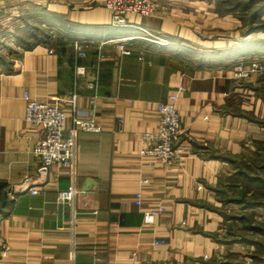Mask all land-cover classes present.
<instances>
[{
    "label": "crops",
    "instance_id": "0c3cea01",
    "mask_svg": "<svg viewBox=\"0 0 264 264\" xmlns=\"http://www.w3.org/2000/svg\"><path fill=\"white\" fill-rule=\"evenodd\" d=\"M154 1L155 13L114 25L104 0H0V43L17 35L8 18L28 3L67 33L0 52V264H264V225L248 219L264 213V200L224 195L241 189L226 182L242 172L240 158L264 156V77H234L237 63L264 60V14L249 19L261 1L251 10L234 0ZM25 91L69 114L75 92L101 125L78 133L74 173L39 171L33 149L42 132L25 121ZM172 93L180 151L171 165L150 167L140 156L143 136ZM71 184L80 191L58 203ZM149 207L163 208L152 225L144 223Z\"/></svg>",
    "mask_w": 264,
    "mask_h": 264
},
{
    "label": "built area",
    "instance_id": "2783aa9c",
    "mask_svg": "<svg viewBox=\"0 0 264 264\" xmlns=\"http://www.w3.org/2000/svg\"><path fill=\"white\" fill-rule=\"evenodd\" d=\"M104 3L112 12V24L114 25H127L130 15H148L157 9L154 0H105ZM140 29L144 33V38L160 44L166 43L148 29ZM74 47L77 56H84L85 52L79 42L76 41ZM119 48L124 53L130 52L123 42L119 44ZM99 55L100 59L104 57L103 54ZM76 73L83 75L85 73L84 66H77ZM254 74L264 75V60L253 58L247 63L239 62L234 66V77L237 79L248 78ZM182 89L183 87L180 86L179 90ZM23 98L26 102L25 121L31 126L40 127L42 132L39 142L33 149L34 154L41 161L39 171L43 172L52 165H58L70 168L74 173L77 158V135L80 131H100L101 125L96 117L80 110L75 92L69 93L68 96L70 114L57 105L32 97L27 91L24 92ZM177 104V93L170 94L166 100L156 104L157 126L154 130L144 133L146 145L140 150V156L150 167L159 164L171 165L178 157L180 151L178 141L182 133V126ZM17 190V188L14 189V191ZM29 191L36 194L38 190L30 188ZM79 191L74 184H71L67 189L60 190L58 203L63 204L73 200ZM134 200L138 206H142L141 192L134 195ZM161 210H163L162 207L145 209L144 223L146 225L154 224L156 216ZM155 243H165V240L158 239Z\"/></svg>",
    "mask_w": 264,
    "mask_h": 264
},
{
    "label": "rangeland",
    "instance_id": "374dc122",
    "mask_svg": "<svg viewBox=\"0 0 264 264\" xmlns=\"http://www.w3.org/2000/svg\"><path fill=\"white\" fill-rule=\"evenodd\" d=\"M20 10H23V15L19 13ZM20 10H14L15 12L11 13L12 18H8V20L12 22L9 27L11 31L9 32H11L13 35L15 32H17L15 33L17 35L13 36L10 41H7L8 44L1 42L0 52L3 48L6 53L12 52L14 48H26L27 46H32L38 40L53 42L57 35L67 38V33L65 29H59L57 31V27H54V23L52 25V21H50L49 16L47 17V15L45 16L43 15V13H41V15L40 13L39 15H37V12L35 13L32 4L28 3L27 5H25V7H22ZM261 21L264 22V19ZM6 29H8V27H6L4 30ZM19 31H21V33H18ZM5 32L7 33V31ZM2 37L7 36L6 34H0V40ZM261 77H264V75H261ZM263 162L264 156L259 157L258 155H256L254 157L249 156L240 158V161H238L237 163V168L238 170L242 171L240 175L243 174V176L234 175L230 178H227L226 182L242 183V186H240L241 189L231 190L229 188H225L224 195L231 198L236 197L244 200H264V186H262V183L259 182L262 180L260 179L259 181H255L250 179V177H260V175L264 177V173H260L258 169ZM250 212L251 213H249L248 215L249 221L261 223L262 225H264V213H259L258 211L253 210ZM255 217L260 218V220L256 219ZM253 235L254 234H252V236ZM257 238L259 239L258 236ZM259 240L264 246V237H261Z\"/></svg>",
    "mask_w": 264,
    "mask_h": 264
},
{
    "label": "trees",
    "instance_id": "16d2710c",
    "mask_svg": "<svg viewBox=\"0 0 264 264\" xmlns=\"http://www.w3.org/2000/svg\"><path fill=\"white\" fill-rule=\"evenodd\" d=\"M259 1H261V5L258 9H256L255 11L251 12L250 15H249V19L251 21L252 24L256 23L255 20H256V17L257 16H261L262 14H264V0H235L232 2V6L233 7H241L243 9H247V8H250V10L253 8L254 4L255 3H260ZM262 26V25H261ZM261 26H253L255 28H260ZM252 27V28H253ZM263 27V26H262ZM254 29V28H253ZM30 46H27L26 48H29ZM242 173V172H240ZM252 180L253 179H257L256 177H251Z\"/></svg>",
    "mask_w": 264,
    "mask_h": 264
}]
</instances>
